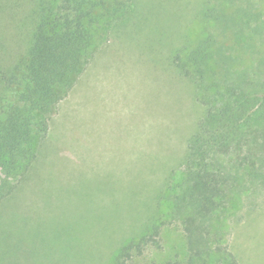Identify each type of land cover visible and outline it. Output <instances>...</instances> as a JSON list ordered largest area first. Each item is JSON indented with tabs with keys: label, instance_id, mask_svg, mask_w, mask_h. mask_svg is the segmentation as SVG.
Here are the masks:
<instances>
[{
	"label": "rangeland",
	"instance_id": "374dc122",
	"mask_svg": "<svg viewBox=\"0 0 264 264\" xmlns=\"http://www.w3.org/2000/svg\"><path fill=\"white\" fill-rule=\"evenodd\" d=\"M35 1L7 0L0 69H9L8 53L28 42L31 33L20 26L31 32ZM243 5L264 11V0H109L95 58L39 145L49 160L39 170L53 167L57 177L41 172L0 202V264H113L120 248L153 223L161 227L159 246L128 264L184 261V231L165 221L171 202L162 196L169 179L181 175L204 111L171 59L208 33L220 35L221 26L205 17L209 8L232 13ZM253 63L246 56L240 65ZM17 97L0 83V114ZM216 224L239 264H264V188L236 196Z\"/></svg>",
	"mask_w": 264,
	"mask_h": 264
},
{
	"label": "trees",
	"instance_id": "16d2710c",
	"mask_svg": "<svg viewBox=\"0 0 264 264\" xmlns=\"http://www.w3.org/2000/svg\"><path fill=\"white\" fill-rule=\"evenodd\" d=\"M35 4L31 32L25 23L20 26L31 33L28 42L8 53L9 69H0V83L15 88L18 96L0 114V202L42 178L41 172L57 177L53 167L39 170L40 163L49 162L39 145L59 104L95 58L101 44L96 32L109 0ZM6 9L7 0H0V26H8ZM205 17L221 26L220 35L208 33L171 59L192 82L204 112L188 142L181 175L169 179L162 196L171 202L165 221L181 224L187 242L184 261L165 264H239L216 223L236 196L264 188V11L243 5L221 13L212 7ZM246 56L253 59L251 66L240 65ZM54 149L61 150L55 144ZM160 230L153 223L120 248L113 264H128L147 246H159Z\"/></svg>",
	"mask_w": 264,
	"mask_h": 264
}]
</instances>
